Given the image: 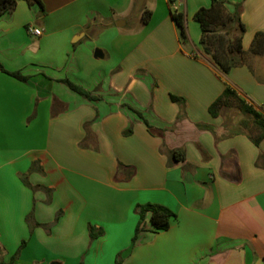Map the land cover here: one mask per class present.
I'll use <instances>...</instances> for the list:
<instances>
[{
  "label": "crops",
  "instance_id": "crops-1",
  "mask_svg": "<svg viewBox=\"0 0 264 264\" xmlns=\"http://www.w3.org/2000/svg\"><path fill=\"white\" fill-rule=\"evenodd\" d=\"M42 1L0 16V63L30 76L0 69V262L20 250L13 264H264V138L236 100L264 116V45L251 51L264 0H229L243 1L246 27L245 62L229 73L194 18L211 0L181 3L186 41L169 0ZM147 202L177 216L133 243Z\"/></svg>",
  "mask_w": 264,
  "mask_h": 264
},
{
  "label": "trees",
  "instance_id": "trees-1",
  "mask_svg": "<svg viewBox=\"0 0 264 264\" xmlns=\"http://www.w3.org/2000/svg\"><path fill=\"white\" fill-rule=\"evenodd\" d=\"M19 0H0V16L5 13H12ZM30 6H38L41 12L45 11L42 0H25ZM232 6V7H231ZM243 8V1L238 3H231L229 0H211L209 7H201L194 15L197 22L200 23L202 30L201 44L205 52L215 60L219 67L225 72L229 73L232 68L240 66L245 62V50L243 48V37L245 34V24L241 20V12ZM152 15L150 10L144 12V20L148 21ZM173 18L176 21L181 39L186 41L188 39L187 23L185 14L182 12L173 11ZM264 45V32H258L255 36L251 51L253 53L260 52V48ZM0 69L11 76L27 82L30 79L29 75H25L21 70H9L0 63ZM59 81L66 83L72 90L79 93L89 100H97L99 96L92 93L80 84L72 81L69 78L60 79ZM235 96L234 91L227 87L224 93L216 99L210 106V111L217 116L221 113L224 107H229L228 98ZM174 101L181 102L183 99L172 95ZM240 109L247 115L252 117L254 124L260 130V134L254 138L257 144L264 138V116L252 106L245 103L242 99L236 97ZM134 109V108H133ZM141 117L144 118L142 112L134 109ZM148 124V121L145 120ZM149 128L151 126L148 124ZM132 129L125 131L130 134ZM173 162H180L185 160V152L183 149H175L171 155ZM25 184L36 190L37 186L32 185L26 176H22ZM135 211L139 216L138 223L133 237V243L138 239L141 232L150 231L159 233L160 231L168 230L176 212L169 206L160 203H139L135 207ZM60 213L57 215L55 222L58 220ZM34 214L30 213L27 220L31 222ZM40 225L34 223V226ZM50 226V225H49ZM91 238L95 239L104 233L103 230L95 231L94 227L90 228ZM26 244L23 242L22 246ZM20 250H18L10 260H1L0 264H13L19 257ZM123 257L119 254L116 259V264H122Z\"/></svg>",
  "mask_w": 264,
  "mask_h": 264
},
{
  "label": "built area",
  "instance_id": "built-area-1",
  "mask_svg": "<svg viewBox=\"0 0 264 264\" xmlns=\"http://www.w3.org/2000/svg\"><path fill=\"white\" fill-rule=\"evenodd\" d=\"M171 2V5L173 7V11H179L180 5L184 0H169ZM30 30L36 34V35H41L42 34V30L39 28H36L34 26L30 27Z\"/></svg>",
  "mask_w": 264,
  "mask_h": 264
},
{
  "label": "water",
  "instance_id": "water-1",
  "mask_svg": "<svg viewBox=\"0 0 264 264\" xmlns=\"http://www.w3.org/2000/svg\"><path fill=\"white\" fill-rule=\"evenodd\" d=\"M100 55H101V51H100L99 49L96 50L95 56L98 57V56H100Z\"/></svg>",
  "mask_w": 264,
  "mask_h": 264
},
{
  "label": "rangeland",
  "instance_id": "rangeland-1",
  "mask_svg": "<svg viewBox=\"0 0 264 264\" xmlns=\"http://www.w3.org/2000/svg\"><path fill=\"white\" fill-rule=\"evenodd\" d=\"M187 17V16H186ZM241 114V113H240ZM242 115H243V113H242ZM245 116H248L247 114H245Z\"/></svg>",
  "mask_w": 264,
  "mask_h": 264
}]
</instances>
